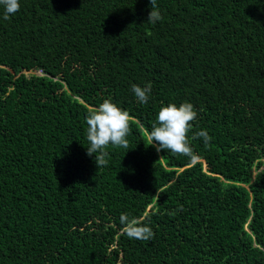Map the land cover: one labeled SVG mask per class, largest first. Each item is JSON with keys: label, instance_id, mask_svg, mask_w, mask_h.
Wrapping results in <instances>:
<instances>
[{"label": "trees", "instance_id": "16d2710c", "mask_svg": "<svg viewBox=\"0 0 264 264\" xmlns=\"http://www.w3.org/2000/svg\"><path fill=\"white\" fill-rule=\"evenodd\" d=\"M19 3L0 6V264H264V0H156L155 24L150 0ZM104 100L133 119L96 168ZM185 102L195 159L147 138Z\"/></svg>", "mask_w": 264, "mask_h": 264}, {"label": "clouds", "instance_id": "9594fccd", "mask_svg": "<svg viewBox=\"0 0 264 264\" xmlns=\"http://www.w3.org/2000/svg\"><path fill=\"white\" fill-rule=\"evenodd\" d=\"M150 4L151 11L147 22L155 24L162 19V16L157 8L156 0H150ZM0 6L3 7V20L5 21L20 11L19 0H0ZM151 87L150 83L143 88L132 85V92L140 103H147ZM196 117L197 112L191 103L185 102L179 107L175 104L162 107L158 112L157 123L152 125V130L148 133L147 138L150 145L155 141L158 144L157 151L167 149L174 154L195 159L193 150L189 146L188 133L191 128L190 122ZM131 119L133 118L127 111L120 109L110 100H104L86 118L87 139L90 142L87 155L94 157L96 168L107 166L108 153L105 149L109 144L128 148L129 141L126 137L130 134L129 121ZM192 138H202L204 143L211 140L206 130L196 132ZM178 211H183V207L181 206ZM120 224L123 226V232L131 239L150 241L154 237L150 227L143 225L139 219L130 218L127 213L121 214Z\"/></svg>", "mask_w": 264, "mask_h": 264}]
</instances>
